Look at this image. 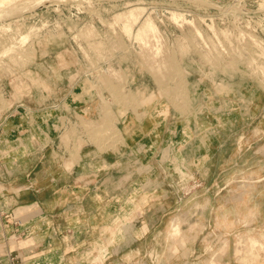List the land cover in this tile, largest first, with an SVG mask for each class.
<instances>
[{
    "label": "rangeland",
    "instance_id": "obj_1",
    "mask_svg": "<svg viewBox=\"0 0 264 264\" xmlns=\"http://www.w3.org/2000/svg\"><path fill=\"white\" fill-rule=\"evenodd\" d=\"M1 2L0 123L6 118V126L0 129V167L11 151L6 146L13 117L9 116L11 92L19 97L23 93L33 110L23 118L30 130L22 135L35 140L31 139L30 150L20 149L30 159L34 156L26 152L36 150L41 159L47 155L41 149L47 127L42 106L47 105L50 93L57 97L70 90L82 91V115H77L80 125L60 117L61 127L55 125L52 135L59 134L71 157H76L84 143L116 148L120 135H113L111 127L117 123L116 110L131 109L142 119L154 104L159 106L155 117L163 123L225 126L226 131L219 134L225 140L221 154L227 161L237 155L264 157V0ZM151 24L153 30L156 26L154 32ZM13 77L19 79L18 84L9 83ZM132 78L135 83L131 85ZM142 85L150 89L147 94L138 90ZM190 85L200 92L195 99L189 94ZM90 92L92 99H87ZM89 105L96 108L94 117L86 113ZM73 135L77 142L69 148ZM41 165L39 162L33 171ZM28 166L32 165L19 164L18 176ZM226 166L232 176L217 188H237V175L233 174L237 164ZM252 166L257 171L264 167L260 163ZM2 171L0 168V174ZM4 177L8 182V174ZM5 187L7 184H0L4 209L13 203ZM27 202L20 194L18 203ZM23 209L18 207L16 215H23ZM177 231L173 225L172 233ZM9 233L10 228L5 233L0 224V253L6 247L25 250L31 241L24 239L25 234ZM235 236L239 245H246L242 234ZM221 251L211 252L210 264ZM31 263L42 264L19 257L13 264Z\"/></svg>",
    "mask_w": 264,
    "mask_h": 264
},
{
    "label": "crops",
    "instance_id": "obj_2",
    "mask_svg": "<svg viewBox=\"0 0 264 264\" xmlns=\"http://www.w3.org/2000/svg\"><path fill=\"white\" fill-rule=\"evenodd\" d=\"M140 89L150 91L148 86ZM197 90L188 86L193 99L200 94ZM13 94L6 141L11 151L0 167V184H7L13 203L5 209L0 204V224L5 233L10 228L9 235L25 234L31 241L25 250L5 246L0 264H13L18 257L42 264H210L211 252L220 249L213 264H264V167L257 171L252 166L264 165V157L237 155L227 161L219 134L225 126L163 123L155 117L157 104L142 119L131 109H117L118 117L112 110L114 123L117 117L113 135H120L116 148L84 143L71 157L52 131L61 127L63 116L66 123L69 119L80 125L82 91L57 97L50 93L42 106L47 127L41 149L47 155L41 159L36 150L26 152L34 156L30 159L20 149L30 150L32 138L22 135L30 130L23 118L33 110L23 93ZM87 108L94 117L96 108ZM5 126L6 118L0 129ZM69 141L70 148L76 135ZM23 162L35 167L18 176ZM39 162L42 168L33 171ZM227 164H237V188H217L232 176ZM242 181L244 185L238 183ZM20 194L27 203H18ZM18 207H25L23 215H16ZM238 234L246 238L247 249L236 241Z\"/></svg>",
    "mask_w": 264,
    "mask_h": 264
},
{
    "label": "bare ground",
    "instance_id": "obj_3",
    "mask_svg": "<svg viewBox=\"0 0 264 264\" xmlns=\"http://www.w3.org/2000/svg\"><path fill=\"white\" fill-rule=\"evenodd\" d=\"M12 3H14V2H12ZM2 4H3V3H2L1 0H0V5H2ZM8 4H9V3H8ZM8 4H6V5H8ZM15 4H16V3H15ZM10 5H11V4H10ZM8 6H9V5H8ZM8 6H6V7H8ZM13 6H15V5L13 4V5H11L10 7H13ZM2 9H3V8H2ZM181 10H182V9H181ZM181 13H182V12H181ZM182 14H183V13H182ZM150 26H151V31L154 32L155 29H156V26H155V29H154V30L152 29V28H153V27H152L153 25L151 24ZM149 28H150V27H149ZM245 248H246V245H245ZM246 249H247V248H246ZM242 257H244V258L246 259L245 255H242ZM249 257H250V256H249ZM240 259H241V258H240ZM240 259H239V260H240ZM249 259H250V258H249ZM244 261H245V260H243V264L246 262V261H245V262H244Z\"/></svg>",
    "mask_w": 264,
    "mask_h": 264
}]
</instances>
